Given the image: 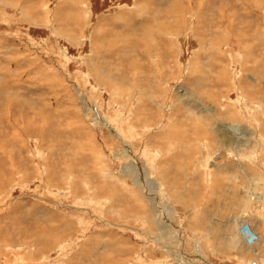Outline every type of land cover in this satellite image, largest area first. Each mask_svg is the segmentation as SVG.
Returning a JSON list of instances; mask_svg holds the SVG:
<instances>
[{"label":"rangeland","instance_id":"374dc122","mask_svg":"<svg viewBox=\"0 0 264 264\" xmlns=\"http://www.w3.org/2000/svg\"><path fill=\"white\" fill-rule=\"evenodd\" d=\"M77 1L0 0V264H238V253L208 247L207 227H221L220 242L234 235L244 198L209 186L232 160L238 182L264 185V0ZM215 118L224 137L231 124L254 129L252 145L223 152L222 135L207 134ZM107 126L136 159L115 156L123 146ZM245 157L246 172L235 162ZM259 223L241 228L261 240L258 256L241 252L250 264L264 261ZM145 230L183 247L167 254Z\"/></svg>","mask_w":264,"mask_h":264},{"label":"bare ground","instance_id":"6f19581e","mask_svg":"<svg viewBox=\"0 0 264 264\" xmlns=\"http://www.w3.org/2000/svg\"><path fill=\"white\" fill-rule=\"evenodd\" d=\"M72 1V0H71ZM77 1V0H76ZM138 1V0H137ZM67 2V1H66ZM79 2V1H77ZM73 3V2H72ZM61 5V4H60ZM89 5H87L88 7ZM64 8V7H63ZM18 10V9H17ZM22 10V9H20ZM41 10V6H39L37 8V11H40ZM89 11L88 12H92L91 9H88ZM140 10H143V9H140ZM138 10V11H140ZM26 12V11H25ZM160 12V10H159ZM50 13V12H49ZM52 13V12H51ZM145 14V13H144ZM160 14V13H159ZM89 15H92V14H89ZM133 15V14H132ZM120 16H122V13L118 14V15H115V18H118L121 20ZM126 16V15H125ZM141 16V15H140ZM147 16V15H146ZM145 17V16H144ZM159 17V16H158ZM29 18H31L29 16ZM90 18V17H89ZM141 19V18H140ZM143 19V18H142ZM117 20V19H116ZM144 20V19H143ZM131 21V20H130ZM126 22V21H125ZM148 22V21H147ZM142 23V22H141ZM143 24V23H142ZM130 25V24H129ZM100 26V25H99ZM123 26V25H122ZM126 26V25H125ZM128 28V27H127ZM53 29V28H52ZM96 30V29H95ZM129 30V29H128ZM180 31V30H179ZM161 33H163L161 31ZM161 35V34H160ZM121 36V35H120ZM71 38V37H70ZM135 39V38H134ZM90 41V40H89ZM112 41V40H111ZM92 42V41H91ZM128 42V41H127ZM114 44V43H113ZM93 45V43H92ZM120 45V44H119ZM114 48V46H113ZM126 48V47H125ZM128 48V47H127ZM159 48V47H158ZM111 49V48H110ZM116 49V48H115ZM121 49V48H120ZM160 50V49H159ZM109 51V50H108ZM119 51V50H118ZM153 51V49L151 50ZM175 52V51H174ZM144 53V51H143ZM150 53V52H149ZM153 54V53H152ZM159 54V53H158ZM161 55V54H160ZM130 56V55H129ZM147 56H149L147 54ZM134 57V56H133ZM152 57V56H151ZM134 59V58H133ZM150 59V58H149ZM135 60V59H134ZM133 60V61H134ZM132 61V60H130ZM132 61V62H133ZM153 62V61H152ZM160 62V61H159ZM99 64V63H98ZM97 64V65H98ZM97 65H96V68H97ZM133 65V64H132ZM102 66V65H100ZM136 66V65H135ZM138 66V65H137ZM143 66L141 65V68ZM136 69V68H135ZM99 71H101L99 69ZM102 72V71H101ZM101 74V73H100ZM167 77V76H166ZM169 78V77H168ZM171 78V77H170ZM98 79H101V78H98ZM118 79V78H117ZM206 79V78H205ZM109 80V79H108ZM121 81V80H120ZM165 81V80H164ZM117 82V81H116ZM169 82V81H168ZM98 83H100V81H98ZM143 83V82H142ZM117 84V83H116ZM200 84V83H199ZM186 86V85H185ZM102 87V85L100 86ZM116 87V86H115ZM121 87V86H120ZM189 88V87H188ZM188 88H184V91H185V94L186 96L188 95V98L191 96V94L193 92H191L190 94V90ZM194 89V88H193ZM116 91H118V89H115ZM141 90V89H140ZM143 90V89H142ZM148 90V89H147ZM146 90V91H147ZM79 91H80V94H79ZM195 91V90H194ZM76 94V93H75ZM82 94V91L77 89V96H78V100H80L82 102V104L84 105L85 107V110H86V113L89 114L91 112H94V116L95 118L96 117V108L95 106L88 101H86L85 98H82L81 95ZM87 95V94H85ZM193 95V94H192ZM196 95V94H194ZM197 96V95H196ZM194 97V96H193ZM142 98V97H141ZM148 99H150L152 102H156V99H154L152 96H147ZM196 98V97H194ZM88 99V97H87ZM190 99V98H189ZM188 103H191V102H188ZM193 106H192V109L193 110H196L195 108L197 109H201L202 112L204 113H209V114H213L214 112H216L218 110L217 106L215 104H210L208 106H202V105H199L198 103L196 102H193ZM155 105V104H154ZM158 108H162L159 104H157L156 102V105ZM91 116V115H89ZM216 119V122L214 123V128L212 129H209L208 130V137L211 141H216L215 140V136H214V132H219L221 135H222V140L220 141V147L222 148V151L225 152L227 150H229L231 147L232 149H234V152L237 154V152L239 150H237L239 148V145L240 146H245L247 147L248 145L251 146L252 144L250 143L251 142V138L253 137V135L256 133L254 129H250L248 128L247 131H243L242 133L239 134V132H241L242 130V127L240 126V124H231V130L229 131V133L231 134L229 136H225L226 135V131L224 130V128L222 127L223 125H225L221 120H219L218 118H215ZM97 120L105 125H108L107 124V121L103 118L101 115H99V118H97ZM109 122V120H108ZM102 126V125H101ZM111 126V124H110ZM110 126H107L109 129H110V132H112V134L117 138V140L122 144L123 146V149L121 151H119V153H117L115 156H117V158H120L122 159L124 156H127L128 157V160L130 159H136L135 157V153L133 152V145L128 142L127 140H125L124 136L117 130L111 128ZM119 130V129H118ZM217 142V141H216ZM62 148V147H61ZM61 150V149H60ZM114 152V151H113ZM239 156H237V159ZM237 159H235V162H238L240 165L238 166V168H241L244 172L246 171H249L247 169H251L253 167V162H251L249 159H247L245 157V159H247L246 163H240V160L238 161ZM106 160V159H105ZM54 161V159H53ZM59 161V160H58ZM231 164V165H230ZM255 165V164H254ZM23 170V169H22ZM246 170V171H245ZM129 171V169H128ZM238 171L237 169V166H234V161H229L227 166H226V169H224L223 167L221 166H218L216 167V170L214 171L213 173V176H212V182L209 186V188H211L213 190V193L216 194L217 193V189H219L220 191L222 192H225L226 194H233V196L236 195V197H238L239 199L240 198H244L243 199V202H236L238 204H236L237 206H240V212L238 211V213H242V214H249L250 212H252L254 210V208H257L259 209L260 207L264 206V185L260 186L259 183H258V177L259 175H256L255 177H252V178H249L248 176V180H249V184L248 186H246L244 183H241V182H238L236 178V172ZM225 172H228V173H231L233 174V177L231 175L230 179L234 181V183L236 182V185L234 183H229L230 181L228 179H226V177L228 178V174L225 176ZM139 173L141 174L142 173V168L139 167ZM218 173V174H217ZM250 173V172H249ZM108 174V173H107ZM247 174V173H246ZM54 175V173H53ZM230 175V174H229ZM145 177L148 178V180L154 184V185H158V181L151 178L149 175L147 176L146 174L143 176L141 175V178H140V181L143 182L145 180ZM251 177V176H250ZM209 178H211V175L209 174ZM242 178V177H241ZM247 178V177H246ZM114 179V178H113ZM235 179V180H234ZM104 181V180H103ZM64 182V181H62ZM61 184V183H60ZM100 184V183H99ZM55 185V184H54ZM64 185V184H63ZM102 185V184H101ZM237 185L239 187H237ZM147 187V188H146ZM145 187V194H148V195H145L146 198H148L150 200V209H151V212L153 214V216L155 215V212H158L156 214V217H158V223L161 224V226L163 228L164 227V224H163V221L160 219L164 216V214H160V207L159 206H156L155 205V195L153 193V191H151L150 189V186L147 184ZM103 189L105 188V186H99L98 189ZM149 188V189H148ZM239 188V189H238ZM59 189V188H58ZM220 194V193H219ZM217 195V194H216ZM220 197V196H219ZM225 197V196H224ZM231 197V196H230ZM133 204V203H132ZM235 206V208L237 207ZM198 208H195L194 210H197ZM223 210V212L225 211L223 208H221ZM216 210V209H215ZM252 210V211H251ZM201 214H204L203 213V209L200 208V211H199ZM227 214L229 212H226ZM224 214V213H223ZM238 215V217L236 218L235 220V224L237 223L238 224V229L236 231V233H234V235H231L227 237L229 238H225V242L223 241H218L217 240V237H218V230L220 229L216 226H213V227H207L208 228V233L210 234L211 237H209L208 239V247L209 248H214L216 250H218L219 252H222L223 250H228L229 252H236L238 253L239 255L236 256L237 254H235V257L238 261V264H250V260L249 257L248 258H245V257H242V256H245L243 255L241 252L242 250H246L248 254L252 253L254 256H258L257 253H258V249H259V246H262L260 245L261 244V240L259 238H257V236L254 234V236H256V240L251 244L249 242H247L248 240H246L245 238H243L242 236V231H241V228H243L245 225H248L250 228H251V223L254 221V219L256 221H261L264 223V216H260L258 215V218H256V216H251V215ZM232 215V214H231ZM237 215V214H235ZM240 216V217H239ZM148 218V217H147ZM228 218V217H227ZM231 218V217H229ZM232 220V219H231ZM166 221L168 223H171V225H174L176 220L173 216L171 217H167ZM146 222V221H145ZM149 223V221H148ZM232 223V222H231ZM263 223H259V224H263ZM218 224V223H217ZM221 224V222H220ZM220 224L218 226H220ZM222 224H225L222 223ZM230 224V223H229ZM234 224V225H235ZM239 224H241V226H239ZM227 226V225H226ZM237 226V225H235ZM229 227V226H228ZM234 228V227H233ZM263 228V227H262ZM229 229V228H227ZM226 229V230H227ZM236 229V227H235ZM234 229V230H235ZM225 230V229H224ZM232 230V229H231ZM252 230V228H251ZM241 231V232H240ZM146 233V235H148L149 238L153 239L154 241H156L157 243H159L162 247H163V250L165 251V253H170L171 250H174L176 247L178 248H182L183 247V241L178 237V236H174L172 238H170L167 242H163V241H160L159 239V236L154 234L151 230H145L143 233ZM232 234V233H231ZM253 234V233H252ZM263 235V234H262ZM264 237V236H263ZM219 238V237H218ZM218 247H221V248H218ZM203 248V245H202V242H198L197 243V247L195 249V252L198 253V250ZM264 248V247H263ZM202 251V250H201ZM264 251V250H263ZM229 254V256H231V254ZM213 255V253H211ZM222 254V253H221ZM226 254V253H225ZM241 254V255H240ZM259 254V253H258ZM264 254V253H263ZM169 256V255H168ZM215 256V255H214ZM228 256V255H227ZM168 258V257H166ZM172 261L174 262V260L176 261V259L174 257H172ZM168 262V261H167ZM177 262V261H176ZM170 263V262H169ZM264 263V261H263ZM262 263V264H263ZM172 264V263H171ZM179 264V263H178ZM184 264H189V263H184ZM207 264V263H206ZM210 264V263H208ZM254 264V263H253Z\"/></svg>","mask_w":264,"mask_h":264}]
</instances>
